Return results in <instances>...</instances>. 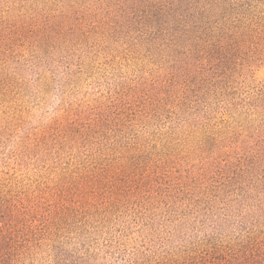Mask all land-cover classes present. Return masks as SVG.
<instances>
[{"label": "rangeland", "instance_id": "obj_1", "mask_svg": "<svg viewBox=\"0 0 264 264\" xmlns=\"http://www.w3.org/2000/svg\"><path fill=\"white\" fill-rule=\"evenodd\" d=\"M73 8L56 2L50 23L0 0V200L49 225L58 264L182 262L264 235V198L221 176L235 152L217 153L264 107L263 49L179 96L161 77L176 53Z\"/></svg>", "mask_w": 264, "mask_h": 264}, {"label": "trees", "instance_id": "obj_2", "mask_svg": "<svg viewBox=\"0 0 264 264\" xmlns=\"http://www.w3.org/2000/svg\"><path fill=\"white\" fill-rule=\"evenodd\" d=\"M25 1L42 16L51 14L46 19L50 23L51 19L55 22L57 11L52 5L60 2L71 8L76 4L85 7L84 15V11L80 15L78 8L77 15L79 18L83 15L86 24L94 29L126 30L128 34L139 33L135 27L146 30L145 37L138 35L142 46L144 43L152 52L155 48L163 49L168 57L176 53L172 58L175 64L161 77L164 87L170 86L179 96L187 97L188 90L192 89L190 83L200 90L206 89L213 80L222 81L234 59L231 56L241 47L251 45L264 51V0ZM259 102L264 106L263 99ZM259 107L253 108L251 125L236 138L233 135L223 138L217 153L230 156L235 152L219 169L221 176L229 177L230 183L236 182V187L245 186L249 192L264 198V123L261 120L264 107L262 110ZM233 147L239 150L234 151ZM41 222L33 209L0 200V264H58L55 239L49 225ZM256 232L262 233L257 229L234 247L211 252L213 256L205 252L182 262L172 260L161 264H264V235H255ZM85 263L88 264V258L85 262L82 257L80 264Z\"/></svg>", "mask_w": 264, "mask_h": 264}]
</instances>
